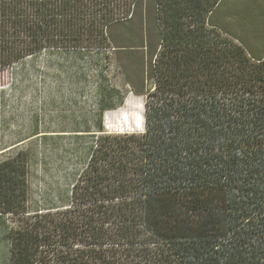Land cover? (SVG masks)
<instances>
[{"label":"trees","instance_id":"obj_1","mask_svg":"<svg viewBox=\"0 0 264 264\" xmlns=\"http://www.w3.org/2000/svg\"><path fill=\"white\" fill-rule=\"evenodd\" d=\"M122 55L120 107L64 206L29 210L31 153L0 150L9 264H264V0H0L2 73L43 51ZM125 129V128H124Z\"/></svg>","mask_w":264,"mask_h":264},{"label":"rangeland","instance_id":"obj_2","mask_svg":"<svg viewBox=\"0 0 264 264\" xmlns=\"http://www.w3.org/2000/svg\"><path fill=\"white\" fill-rule=\"evenodd\" d=\"M122 55L109 51H43L2 73L0 150L23 141L31 153L29 210L64 206L87 166L98 128L141 131L144 98L129 94L113 110L103 94L128 90ZM125 128V129H124ZM11 221L0 215V264H9Z\"/></svg>","mask_w":264,"mask_h":264},{"label":"crops","instance_id":"obj_3","mask_svg":"<svg viewBox=\"0 0 264 264\" xmlns=\"http://www.w3.org/2000/svg\"><path fill=\"white\" fill-rule=\"evenodd\" d=\"M23 143V141H21V142H18V143H16V144H13V145H11V146H9V147H15V146H17V145H21Z\"/></svg>","mask_w":264,"mask_h":264}]
</instances>
